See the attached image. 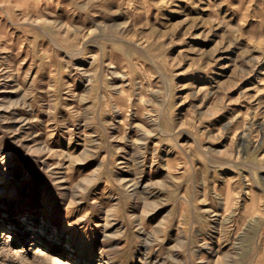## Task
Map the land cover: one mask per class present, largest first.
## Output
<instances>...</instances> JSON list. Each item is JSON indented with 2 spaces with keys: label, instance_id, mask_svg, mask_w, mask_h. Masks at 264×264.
<instances>
[{
  "label": "rangeland",
  "instance_id": "1",
  "mask_svg": "<svg viewBox=\"0 0 264 264\" xmlns=\"http://www.w3.org/2000/svg\"><path fill=\"white\" fill-rule=\"evenodd\" d=\"M264 264V0H0V264Z\"/></svg>",
  "mask_w": 264,
  "mask_h": 264
},
{
  "label": "bare ground",
  "instance_id": "2",
  "mask_svg": "<svg viewBox=\"0 0 264 264\" xmlns=\"http://www.w3.org/2000/svg\"><path fill=\"white\" fill-rule=\"evenodd\" d=\"M66 264H69V263H66Z\"/></svg>",
  "mask_w": 264,
  "mask_h": 264
}]
</instances>
